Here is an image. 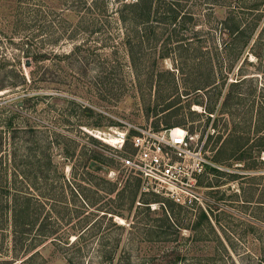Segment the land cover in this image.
<instances>
[{
    "label": "rangeland",
    "instance_id": "obj_1",
    "mask_svg": "<svg viewBox=\"0 0 264 264\" xmlns=\"http://www.w3.org/2000/svg\"><path fill=\"white\" fill-rule=\"evenodd\" d=\"M81 1L4 0L0 5V67L22 71L28 82L26 90L11 85L0 89V201L14 191L10 188L8 194L5 185L16 169L32 175L41 169L40 175L45 173L57 191L59 239L38 247L45 260L39 257L37 264H73L69 258L76 264H110V255L113 264H264V222L253 219L254 213L264 217L263 206L255 208L264 201V0H230L237 19L251 21L241 36L222 26L229 7L214 9L219 49L213 57L204 58L201 50L161 57V41L144 42L137 67L113 13L116 0L92 12ZM193 36L198 43L201 34ZM227 44L231 54L224 50ZM206 77L215 83L194 89ZM12 81L0 73V84ZM25 94L36 96L21 107ZM167 105L177 108L163 112ZM126 122L184 126L201 137L208 135L213 165L200 180L203 204L176 208L180 234L163 238L159 231L166 226L145 227L161 223V207L172 200L163 194L157 197L160 202L150 203L153 213L148 216L128 204L118 208L124 217L115 215L111 221L102 216V210L118 207L112 203L116 193L111 198L105 192L108 181L122 189L127 180L136 182V175L116 163L110 145L101 139L104 145L97 144L88 130L108 134ZM130 136L123 154L133 151ZM242 148L261 154L257 168L247 169V160L236 159ZM93 150L105 155L101 169L90 165ZM79 183L92 188L85 190L96 206L84 205L74 189ZM148 193L140 182L135 205L152 199ZM50 207L47 201L45 211ZM137 216L144 220L131 225ZM89 223L95 227L71 244ZM149 229L155 231L146 236Z\"/></svg>",
    "mask_w": 264,
    "mask_h": 264
},
{
    "label": "trees",
    "instance_id": "obj_2",
    "mask_svg": "<svg viewBox=\"0 0 264 264\" xmlns=\"http://www.w3.org/2000/svg\"><path fill=\"white\" fill-rule=\"evenodd\" d=\"M109 1L110 0H82L81 3L84 5L86 4L89 11H94L99 10L101 4H104L107 9ZM3 2L4 0H0V5ZM256 5L258 4L254 6ZM116 6L113 13L114 15L115 13L117 14L116 19L119 21L121 27H123V35L126 38L129 55L135 67H137L136 57L139 56L140 44L144 42H156L157 44L161 41V47L158 49L161 57H170L177 54L184 56V53L190 50L204 51V58L216 55V51L219 49L214 37L219 23V20L213 16V11L216 7H229L228 15L221 23L230 35H234V37L241 36L247 33V30L251 26V21L243 23L241 20L237 19L235 11L233 10L235 5L230 0H116ZM95 25V23H92V26ZM198 26H202L200 30H197ZM197 33H200L201 36L198 37V43H195L193 35ZM154 48L156 50L158 47ZM224 50L226 53L228 52L231 54L232 48L227 44ZM3 59H0V61ZM29 64L31 65L32 63H28V65ZM167 72L175 77V71L169 70ZM0 73L3 77L10 76L13 80L9 84H0V89H4L8 85L15 87L14 89L20 87L24 88V90L27 89L28 82L26 75L22 73V71L15 68L6 69L1 66ZM160 74L161 71L159 70L155 72V75L160 76ZM17 78H20L19 80L22 81L18 83L19 80ZM214 83L215 81H213V79H208V77H206L202 87H195L194 89H202ZM237 83L239 82L236 81L233 85H238ZM34 96L36 95L25 94L22 97L23 105L21 107L25 106V100H31ZM175 108H177V106L167 105L162 111L174 110ZM262 111L264 112L263 107ZM213 112L214 109H211L210 113ZM167 127L173 126H166L165 128ZM90 136L97 144L104 145L103 142L98 140L100 138L91 134ZM261 139H264L263 135ZM260 145H264V142ZM109 147L110 150H112V147ZM93 151L90 165L95 166L96 169H101L102 167H100V164L105 161V155L98 151ZM237 151L238 155L236 159L245 162L247 160V169L257 168L258 160L262 162L259 152L256 155L253 153V155H251L248 153V150L244 148L238 149ZM261 151H264V149H261ZM111 158L116 163H120L112 155ZM216 158L217 160H221L219 156ZM51 163L52 161L50 158L49 164ZM211 169L215 172H223L215 167H211ZM42 172L41 169L37 168L36 173L32 175L27 172L26 169L22 171H17L16 169L13 178L11 180L6 179L5 186L7 188V193L9 194L10 188H14V191L11 193L10 197L8 196L0 201V264H16L17 262L20 264H37V259L39 257L45 260L41 257L38 247L48 240L56 241L59 239L58 217L54 214L57 210V191L53 183L48 181H51V179L48 178L45 173L40 175ZM140 182L141 179L136 176V182L132 183L127 180L124 188L118 189V182L108 181L109 187L105 192L111 195V198H114L115 196L113 195L116 193L117 199H112V203H117L118 207L115 206L114 209L110 207L106 210H102V216L109 218L111 221H113L115 215L124 217L125 215L121 213V211H118V208L124 204H128L129 209H133L134 207L143 209L142 212H145L144 215L147 216L153 213L150 208V203L161 201L157 198L159 196L157 193L149 192L148 194L153 195L152 199H144L145 201L139 200L140 204L135 205ZM94 185L96 187L98 186V184ZM78 186L79 188L74 186V189L83 199L84 205L90 208L96 206L97 203L93 198L87 195L85 190H92V188L82 183H79ZM71 190L77 195L75 191H73V188ZM47 201L50 202L51 207L49 210L45 211ZM258 202L263 203L264 201L259 200ZM167 203L168 205L163 204L164 207H161V223H148L146 224L147 226H145H156L158 229L166 226L165 228L167 229H160L161 231H159V236L163 238H168L171 236L170 234L174 233L180 234L179 230H182L183 227L181 221L178 219L179 213L176 212V208L178 206L181 207V205L173 200H168ZM260 203L256 204L255 208L262 209V206L264 208V205ZM96 210L100 211V208H96ZM87 211H89L88 214L94 215L95 211ZM201 217L207 220L209 219L205 211H201ZM253 219L254 221L264 222V217H261L258 213H254ZM141 220H144V218L142 217ZM141 220H139V216H137V220L131 221V225L137 226V223H140ZM113 223L115 224V222ZM94 227V223H89L84 228L83 232L76 235V238L71 244H77L83 234H86ZM152 231L155 230H145L144 234L148 236ZM67 243H70V241H67ZM178 258H180V256ZM69 260L71 263L76 264L72 258H69ZM114 262V257L110 255L109 263L113 264Z\"/></svg>",
    "mask_w": 264,
    "mask_h": 264
},
{
    "label": "built area",
    "instance_id": "obj_3",
    "mask_svg": "<svg viewBox=\"0 0 264 264\" xmlns=\"http://www.w3.org/2000/svg\"><path fill=\"white\" fill-rule=\"evenodd\" d=\"M124 124L108 134L99 129L88 132L112 147L111 155L141 179L143 190L163 194L182 206L203 204L200 180L213 165L206 148L208 135L201 137L183 126L155 129ZM131 131L135 132L130 136ZM129 136L133 151L123 154Z\"/></svg>",
    "mask_w": 264,
    "mask_h": 264
}]
</instances>
